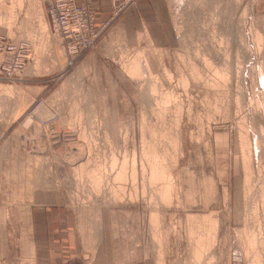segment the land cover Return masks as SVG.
<instances>
[{"label":"rangeland","instance_id":"374dc122","mask_svg":"<svg viewBox=\"0 0 264 264\" xmlns=\"http://www.w3.org/2000/svg\"><path fill=\"white\" fill-rule=\"evenodd\" d=\"M49 1L0 0V42L21 61L0 80V230L43 193L123 262L264 263V0H71L98 34L79 50ZM204 216L215 238L195 261Z\"/></svg>","mask_w":264,"mask_h":264},{"label":"crops","instance_id":"0c3cea01","mask_svg":"<svg viewBox=\"0 0 264 264\" xmlns=\"http://www.w3.org/2000/svg\"><path fill=\"white\" fill-rule=\"evenodd\" d=\"M27 205L24 224L0 230V264H132L114 255L111 245L86 244L59 201L42 193Z\"/></svg>","mask_w":264,"mask_h":264},{"label":"built area","instance_id":"2783aa9c","mask_svg":"<svg viewBox=\"0 0 264 264\" xmlns=\"http://www.w3.org/2000/svg\"><path fill=\"white\" fill-rule=\"evenodd\" d=\"M47 14L51 29L69 46L74 47L73 49H87L95 42L97 31L90 35L85 33L87 23L83 19L84 12L71 0H50ZM13 46L14 50L18 47ZM20 50L17 49L18 54ZM18 56L8 52L6 44L0 42V80H12L17 76L21 67Z\"/></svg>","mask_w":264,"mask_h":264},{"label":"bare ground","instance_id":"6f19581e","mask_svg":"<svg viewBox=\"0 0 264 264\" xmlns=\"http://www.w3.org/2000/svg\"><path fill=\"white\" fill-rule=\"evenodd\" d=\"M202 1V0H201ZM205 1V0H204ZM236 1V0H235ZM20 2V1H19ZM206 2H208L207 0H206ZM226 2V1H225ZM231 2V1H230ZM206 4V3H205ZM12 8V7H11ZM217 8V7H216ZM10 9V8H9ZM1 10V9H0ZM8 11V10H7ZM12 11V10H11ZM218 11V10H217ZM4 12V11H3ZM6 12V11H5ZM7 13V12H6ZM0 14H2L1 12H0ZM9 14H10V11H9ZM9 14H8V16H9ZM13 14V15H12ZM7 15V14H6ZM5 14H3V16H5V17H7ZM11 15L13 16L12 18H14V12L12 13L11 12ZM11 19V18H10ZM8 20H9V18H8ZM1 21V20H0ZM2 21H3V18H2ZM1 21V22H2ZM4 22V21H3ZM5 22H9V21H7V19H6V21ZM5 25V24H4ZM5 26H7V25H5ZM5 28H7V27H5ZM8 28H9V26H8ZM257 33V32H256ZM257 35H258V33H257ZM257 35H256V38H258L257 37ZM260 35V34H259ZM261 37V36H260ZM259 39V38H258ZM257 39V40H258ZM260 42V41H259ZM135 54V53H134ZM136 55V54H135ZM140 56V55H139ZM136 57V56H135ZM146 58V57H145ZM138 59H140V58H138ZM136 60V59H135ZM145 60V59H144ZM130 61H131V59H130ZM135 62V61H134ZM130 63V62H129ZM189 63V62H188ZM144 64H146V63H144ZM193 64V63H192ZM130 65V64H129ZM131 65H132V63H131ZM136 65V64H135ZM189 65V64H188ZM186 66V65H185ZM193 66H195V65H193ZM142 67V66H141ZM135 68V67H134ZM189 68V67H188ZM193 68V67H192ZM128 69V68H127ZM134 70V69H133ZM136 70V69H135ZM163 70H164V68H163ZM128 71V70H127ZM143 71H146L145 69L143 70ZM143 71H142V73H143ZM167 71V70H166ZM190 71H192V70H190ZM194 71V70H193ZM197 71V70H196ZM199 71V70H198ZM133 73V72H132ZM136 73V72H135ZM145 74H147L146 72H144ZM149 73V72H148ZM168 73V72H167ZM192 73V72H191ZM195 73V72H194ZM200 73V72H199ZM168 75V74H167ZM193 75V74H192ZM197 75V74H196ZM133 76V75H132ZM140 76H141V74H140ZM150 76V75H149ZM170 76V75H169ZM193 76H195V75H193ZM201 76V75H200ZM134 77V76H133ZM136 77V76H135ZM142 77V76H141ZM143 77H145V76H143ZM147 77H148V75H147ZM168 78H170V77H168ZM198 78V77H197ZM136 79V78H135ZM139 79V78H138ZM193 79H195L196 80V78H193ZM199 79V78H198ZM149 80V79H148ZM180 81V80H179ZM154 82V81H153ZM181 82V81H180ZM184 82H185V79H184ZM188 83V82H187ZM152 83L150 82H148V87H149V85H151ZM201 84V83H200ZM140 85V84H139ZM153 85V84H152ZM155 86V85H154ZM184 86V85H183ZM156 89V88H155ZM10 91H11V89H10V87L8 88V86H7V88L6 87H1L0 86V94H3V95H0V96H3L2 97V99H4V97L6 96V95H8L9 93H10ZM147 91V93H149L148 91H149V88L146 90ZM162 91V90H161ZM155 92H156V90H155ZM160 92V91H159ZM153 93V92H152ZM151 93V94H152ZM160 94V93H159ZM149 95H150V93H149ZM162 95H164V93L162 94ZM9 97V96H8ZM10 98V97H9ZM155 99V98H154ZM167 99V98H166ZM159 100V99H158ZM2 103V102H1ZM153 103V102H152ZM161 103V102H160ZM3 104V103H2ZM2 104H0V105H2ZM5 104V103H4ZM157 105V104H156ZM239 112V111H238ZM28 124L30 125V120L28 119L27 121H26V123H25V125L24 126H28ZM242 133V132H241ZM180 135V134H179ZM178 135V136H179ZM181 136V135H180ZM242 136V135H241ZM241 136H239V137H241ZM244 137V136H243ZM176 138H174V140H175ZM144 140V139H143ZM142 140V143L144 144V141ZM181 140V139H180ZM241 140V139H240ZM243 140H244V138H243ZM176 142H179V139L178 140H175ZM175 142V143H176ZM244 142V141H243ZM243 142L241 141V143L243 144ZM97 143V142H96ZM180 143H181V141H180ZM245 143V142H244ZM178 144V143H177ZM146 145V144H145ZM245 145V144H244ZM147 146V145H146ZM145 146V147H146ZM174 147H175V144H174ZM181 147V146H180ZM176 148H178V147H175V149ZM244 148V147H243ZM246 148V147H245ZM244 148V149H245ZM142 149H143V146H142ZM146 149H147V147H146ZM146 149H143V150H146ZM148 150H150V148H148ZM173 151H175V150H173ZM179 151V150H178ZM177 151V152H178ZM244 151V150H243ZM246 151V150H245ZM145 152V151H144ZM146 152H149V151H146ZM145 152V153H146ZM150 152L152 153V154H150L151 155V157H152V155H153V153H154V148H153V151L152 150H150ZM156 153V152H155ZM154 153V154H155ZM247 153V152H246ZM144 154V153H143ZM142 154V155H143ZM157 154V153H156ZM174 154V153H173ZM159 155V154H158ZM175 155H177V154H175ZM178 155H180V154H178ZM178 155H177V157H178ZM246 155V154H245ZM244 154H243V160H244V158H245V160H247V157L245 156ZM145 156H146V154H145ZM149 156V155H148ZM148 156H146L147 158V160L148 159H150V158H148ZM157 156V155H156ZM247 156H249L248 155V153H247ZM155 157V156H154ZM160 157L161 158H163V156H161L160 155ZM176 157V156H175ZM143 159H144V157H142ZM153 158V157H152ZM173 158V157H172ZM179 159V158H178ZM257 159V158H256ZM145 160V159H144ZM153 160V159H152ZM248 160H249V157H248ZM146 161V160H145ZM156 161V160H155ZM162 161V160H161ZM147 163H146V165H148V162H149V160L148 161H146ZM150 162H152L153 163V161H150ZM159 162V161H158ZM157 162V163H158ZM164 162V161H163ZM174 162V161H173ZM152 163L150 164V165H152ZM176 163V162H175ZM174 163V164H175ZM161 164V163H160ZM164 164V163H163ZM145 165V164H144ZM250 165V164H249ZM248 165V168L250 167ZM122 166H123V164H122ZM160 166V165H159ZM175 166H176V164H175ZM245 167H247V165H244ZM150 167V166H149ZM153 167V166H152ZM158 167V165L156 166V168ZM245 167H242L243 168V171L245 170ZM123 169V168H122ZM151 169V167L150 168H148V171ZM161 170V169H160ZM122 171V170H121ZM142 171H144V170H142ZM153 171V170H152ZM158 171V170H157ZM165 171V170H164ZM245 171H247V170H245ZM245 171L243 172L244 174H245V183L246 182H248V180H250L251 179V177H247L248 175H250L251 173H249L248 174V172L247 173H245ZM248 171H250V172H252L251 170H250V168H249V170ZM134 172V171H133ZM119 173V172H118ZM125 173V172H124ZM144 173V172H143ZM148 174H149V172H147ZM159 173H161V172H159ZM163 173H166V172H163ZM154 174H155V172H154ZM168 173H166V175H167ZM124 175V174H123ZM151 175V174H150ZM169 175V174H168ZM167 175V176H168ZM96 176V175H95ZM156 176V175H155ZM244 176V175H243ZM251 176V175H250ZM97 177H99V176H97ZM120 177H122V175L120 176ZM124 177V176H123ZM150 177H152V176H150ZM170 177V176H169ZM96 178V177H95ZM94 178V179H95ZM101 178V177H100ZM117 178V176L115 177V179ZM172 178V177H171ZM248 178H250V179H248ZM158 179V178H157ZM253 179V178H252ZM134 180H135V178H134ZM155 180V179H154ZM100 181V180H99ZM98 181V182H99ZM116 181V180H115ZM121 181V180H120ZM122 181H124V180H122ZM149 181V180H148ZM158 181V180H157ZM126 182V181H125ZM131 182H133V181H131ZM165 183H166V180L164 181ZM210 182V181H209ZM153 183V182H152ZM159 183V182H158ZM168 183V182H167ZM245 183H244V186L245 187H247L246 185H245ZM252 183V182H251ZM251 183L249 184V182L248 183H246L247 185L249 184L250 186H251ZM160 184H161V182H160ZM155 186H157V183L156 184H154ZM170 185V184H169ZM212 185H210L209 187H211ZM249 186V187H250ZM152 187V186H151ZM156 188V187H155ZM158 188H160V187H158ZM163 188V187H162ZM171 188V187H170ZM213 189V188H212ZM224 189V188H223ZM247 189H248V187H247ZM250 189V188H249ZM159 190V189H158ZM166 190V189H165ZM165 190H164V193H165ZM161 191L163 192V190L161 189ZM160 192V191H159ZM248 192V191H247ZM163 194H161V196H162ZM167 195L168 194H166L165 196H166V198L167 199H165V200H167L168 201V199L171 197V196H169V198L167 197ZM171 195V194H170ZM159 196V195H158ZM160 196V197H161ZM262 197V196H261ZM171 199V198H170ZM262 199V198H261ZM163 202H164V200H163ZM253 202V201H252ZM166 203V202H165ZM164 203V205H167V204H165ZM245 203H247V201L245 202ZM248 206V205H247ZM251 206V205H250ZM249 207V206H248ZM250 211V210H249ZM248 211V212H249ZM252 211V210H251ZM251 211H250V214H253V212L251 213ZM247 214V213H246ZM256 214V213H255ZM248 215V214H247ZM254 215V214H253ZM155 216V215H154ZM246 216V215H245ZM2 217H4L3 215H2ZM248 217V216H247ZM256 217V216H255ZM254 216H253V219L255 218ZM246 218V217H245ZM252 219V218H251ZM245 220V219H244ZM248 220V219H247ZM215 220L213 219H211L210 217H202L201 218V220L200 221H197L199 224H201V225H203L204 226V228H205V233L204 234H196V235H194L193 233H192V230H193V228H190V238L191 237H193V247H192V255H193V258H194V260L195 261H200L201 260V258L203 257V254H204V252L206 251V250H208V248H209V246H210V242H212V241H214V235H215V230H216V227H217V225H216V221L214 222ZM251 221H253V220H251ZM254 222V221H253ZM198 223H197V225H198ZM209 223V224H208ZM245 223H247L246 221H245ZM249 225V224H248ZM247 224H245V228L248 230V232L246 231L245 233H247L246 234V236H247V245H248V247L249 246H253L254 247V245L256 244V243H259V242H257L256 241V238H255V231L253 232L250 228L251 227H249ZM198 227H200V225H198ZM202 227V226H201ZM245 229V230H246ZM261 241V240H260ZM246 243V242H245ZM261 247H262V249H264V240H262L261 242ZM211 245H212V243H211ZM246 245V244H245ZM247 247V250L249 249ZM252 247V248H253ZM259 248H260V246H259ZM249 251V250H248ZM251 251H253V250H251ZM261 252V251H260ZM249 253V252H248ZM251 253V255H252V252H250ZM255 253V252H254ZM250 256V255H249ZM213 257V256H212ZM251 257V256H250ZM252 259V258H251ZM250 263L251 264H264V263H262V261L259 259V255H258V252H256L254 255H253V260H250Z\"/></svg>","mask_w":264,"mask_h":264}]
</instances>
